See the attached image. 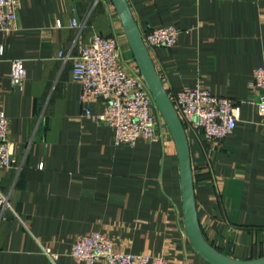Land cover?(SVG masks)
I'll return each instance as SVG.
<instances>
[{
	"label": "crops",
	"instance_id": "1",
	"mask_svg": "<svg viewBox=\"0 0 264 264\" xmlns=\"http://www.w3.org/2000/svg\"><path fill=\"white\" fill-rule=\"evenodd\" d=\"M127 1L141 34L178 31L172 47L147 48L169 97L198 87L238 107L219 148L186 130L196 211L216 250L237 260L263 257L264 125L249 84L264 66V0ZM95 35L115 39L127 69H137L111 0H17L13 29L0 32V112L12 155V165L0 168L9 205L0 213V264H83L71 247L94 232L116 252L211 264L188 239L177 152L160 112L159 140L133 145L116 144L111 127L85 115L84 108L99 115L104 102H82L72 68ZM13 59L25 71L19 85L10 81Z\"/></svg>",
	"mask_w": 264,
	"mask_h": 264
},
{
	"label": "built area",
	"instance_id": "2",
	"mask_svg": "<svg viewBox=\"0 0 264 264\" xmlns=\"http://www.w3.org/2000/svg\"><path fill=\"white\" fill-rule=\"evenodd\" d=\"M17 0H0V32L13 29L16 19ZM55 26L60 28V21ZM72 26L82 28L76 20ZM147 48L172 47L178 36L173 26L149 29L141 34ZM63 60L68 55L61 56ZM20 59L11 60L10 81L19 85L24 78ZM74 81L80 83L81 100L89 103L103 100L104 108L99 115H85L111 127L116 144L133 145L137 139L150 142L159 140L156 135L155 110L158 108L138 68L128 70L122 52L113 38L95 35L82 45L72 68ZM256 95V106L264 125V66L257 67L249 84ZM185 130L200 133L209 149L219 148L223 140L234 130L238 107L229 98L215 96L198 87L185 88L170 97ZM8 119L0 112V168L12 165L10 146L6 139ZM7 197L0 189V213L8 208ZM48 252V251H47ZM70 256L83 264H170L162 256L135 255L116 252L113 241L94 232L80 236L71 247Z\"/></svg>",
	"mask_w": 264,
	"mask_h": 264
},
{
	"label": "water",
	"instance_id": "3",
	"mask_svg": "<svg viewBox=\"0 0 264 264\" xmlns=\"http://www.w3.org/2000/svg\"><path fill=\"white\" fill-rule=\"evenodd\" d=\"M119 16L131 53L153 100L173 139L178 164L182 213L188 239L194 250L211 264H264V256L237 260L212 247L204 238L196 211L190 150L186 130L164 88L161 78L142 39L127 0H111Z\"/></svg>",
	"mask_w": 264,
	"mask_h": 264
},
{
	"label": "rangeland",
	"instance_id": "4",
	"mask_svg": "<svg viewBox=\"0 0 264 264\" xmlns=\"http://www.w3.org/2000/svg\"><path fill=\"white\" fill-rule=\"evenodd\" d=\"M160 115H161V114H160ZM161 121H163L164 125L166 126V124H165V122H164V120H163L162 116H161Z\"/></svg>",
	"mask_w": 264,
	"mask_h": 264
}]
</instances>
